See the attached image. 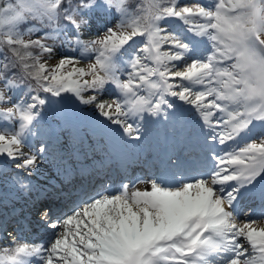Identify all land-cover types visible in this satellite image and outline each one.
Segmentation results:
<instances>
[{
    "label": "snow or ice",
    "instance_id": "obj_1",
    "mask_svg": "<svg viewBox=\"0 0 264 264\" xmlns=\"http://www.w3.org/2000/svg\"><path fill=\"white\" fill-rule=\"evenodd\" d=\"M61 102L124 144L190 130L163 171L65 196L32 179ZM0 158L42 193L30 239L0 213V264H264V0H0Z\"/></svg>",
    "mask_w": 264,
    "mask_h": 264
},
{
    "label": "bare ground",
    "instance_id": "obj_2",
    "mask_svg": "<svg viewBox=\"0 0 264 264\" xmlns=\"http://www.w3.org/2000/svg\"><path fill=\"white\" fill-rule=\"evenodd\" d=\"M82 109L84 110V112L87 113V114H84V119H86V120H83V122L85 124L89 125L87 127V130L82 131L79 129V126H74L71 128V132L69 135L67 134L68 131L60 132V130H54L53 131L54 136H51L48 139L49 141H52V144L49 145L51 148H60L61 149L62 145H64V144H67V145L71 144L72 145L73 142H75V143L79 142L80 143L83 141V138L84 139H86V138L91 139V141H90L91 142L90 144H92L91 150H94L96 144L102 139L100 137H106L105 140L108 142V137L112 135L111 132H109L107 129H102L99 126H97L95 123V118L93 117V115L90 111H87L85 106H83ZM157 127L158 126L156 123V118H152V122H150L146 127V132L149 130H151V132H152V130H154V132H152L154 135H152L151 133L150 134L146 133V136H145L146 139H148V137L151 136L152 139L155 140L156 134L158 132ZM86 133L91 135V136H85L84 134H86ZM100 134H103L104 136H102ZM38 135H39V138H42L44 136L43 133L40 134L38 132H35V135L32 137V142L35 141V139ZM173 137H175L176 139ZM183 137H184L183 135H171V134L165 135V134H163V140H164L163 142H167V143L174 142V143H176L178 138H183ZM109 145H110V143H109ZM103 150H104V152L106 151L105 154L108 153V147L103 148ZM111 151H113V149H111ZM94 152H98V151H94ZM65 154H66L65 156H69L70 154H71L70 156H72V154H74V156L71 157L70 159H67L64 163L61 164L60 167L56 163H55L56 167H54V168H49V167H46V165L42 164L40 169L38 170V172L35 174V175H38V177H40V178L38 179V181L34 182V184H38L39 181H42V177L40 175L44 176L45 174L51 176L53 179H57L58 181H62V179L64 177H66L65 175H63V168H66V167H68L69 169L75 168L79 164V162H78L79 158H85V156H88L81 149H76V151L72 152V153L66 152ZM89 160H92V159L88 158L87 161H89ZM88 164H90V161L88 162ZM58 171L61 173L59 176H57ZM139 172H141V171H138V173ZM33 177H34L33 179H37L36 176H33ZM43 182L46 183V181H44V180H43ZM95 182H96V180H95ZM141 184L144 185L145 188L150 187L149 185H146L144 183H141ZM138 185H139V183H138ZM6 186H7L6 188L11 190L12 192H16L18 190L10 180H8L6 182ZM29 193L30 192L22 193L24 196H26L25 199H27V200H29ZM252 207H253V205H252ZM28 212H31V208H28ZM21 218L24 222L27 220L25 216H22ZM260 226H264V225H260ZM18 227L19 226H17V228Z\"/></svg>",
    "mask_w": 264,
    "mask_h": 264
},
{
    "label": "rangeland",
    "instance_id": "obj_3",
    "mask_svg": "<svg viewBox=\"0 0 264 264\" xmlns=\"http://www.w3.org/2000/svg\"><path fill=\"white\" fill-rule=\"evenodd\" d=\"M195 2H196L195 0H182V3H195ZM198 2H200V0ZM49 63H54V61L53 60H50ZM64 103H65L64 106L61 105V104L58 107L56 106V104L54 106H52V112H51L50 117H47V119H45L43 117V115H42V117L38 120L39 121V124L40 125H43V124L47 123V124L51 125V124L54 123V121L55 122L56 121H61L62 119L65 120V121H68V120L71 119V117H75L73 119V122H74V120H77L79 123H81L83 120H85L84 119V114H87V113L82 110L83 106H80V108L77 109V108H74L70 103H67V102H64ZM57 114L60 115V116L59 117H56ZM160 119L162 121H164V123L170 121V120H165V118L163 116H161ZM68 123H69V125H67V127H68V129H70L69 126L72 123H70L69 121H68ZM167 125L174 126L176 132L178 134H181V135H184V136H186L188 134L189 130H190V129H181L179 126L175 125L173 121H170V123L167 124ZM167 125H161L160 127L163 128L166 131H172L173 128L170 127V128L167 129V127H166ZM43 128L44 127L42 126L41 129H43ZM64 130H66V129H64ZM36 131H39V130L36 129ZM67 131H70V130H67ZM159 133H161L160 130H159ZM45 143H47V142H45ZM141 143L142 142L132 143V144H134V147H132V148L133 149H137L138 148V145L139 146L142 145ZM36 145L38 147L39 144H36ZM67 151H68L67 149L66 150H62L63 153H66ZM50 152H51V150L49 149V153ZM0 162H1L0 167H1L2 171H6V172H9V173L12 171V169L10 167H6V166L3 165L2 158H0ZM4 183H6V182L3 181V179H0V184H1V187L3 189H4V186H3ZM142 188H143V185H140L139 186V189H142ZM263 223H264V220H257V224L260 225V224H263Z\"/></svg>",
    "mask_w": 264,
    "mask_h": 264
},
{
    "label": "trees",
    "instance_id": "obj_4",
    "mask_svg": "<svg viewBox=\"0 0 264 264\" xmlns=\"http://www.w3.org/2000/svg\"><path fill=\"white\" fill-rule=\"evenodd\" d=\"M138 0H128L130 6L134 7Z\"/></svg>",
    "mask_w": 264,
    "mask_h": 264
}]
</instances>
